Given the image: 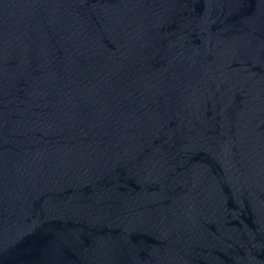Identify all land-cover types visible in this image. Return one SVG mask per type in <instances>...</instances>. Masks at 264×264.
Segmentation results:
<instances>
[{"label":"water","instance_id":"95a60500","mask_svg":"<svg viewBox=\"0 0 264 264\" xmlns=\"http://www.w3.org/2000/svg\"><path fill=\"white\" fill-rule=\"evenodd\" d=\"M0 264H264V0H0Z\"/></svg>","mask_w":264,"mask_h":264}]
</instances>
